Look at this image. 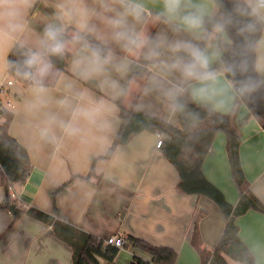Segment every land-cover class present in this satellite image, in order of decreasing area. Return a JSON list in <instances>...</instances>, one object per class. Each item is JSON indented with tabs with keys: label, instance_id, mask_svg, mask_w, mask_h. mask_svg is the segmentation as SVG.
Returning a JSON list of instances; mask_svg holds the SVG:
<instances>
[{
	"label": "crops",
	"instance_id": "0c3cea01",
	"mask_svg": "<svg viewBox=\"0 0 264 264\" xmlns=\"http://www.w3.org/2000/svg\"><path fill=\"white\" fill-rule=\"evenodd\" d=\"M140 2L147 14L139 22L128 17L127 26L146 41L154 33L143 50L152 65L148 79L134 82L124 100L130 102L133 94L141 91L137 102L141 111L175 124L173 103L180 96L219 112H233L248 189L264 204V127L245 102L238 100L237 89L225 72L211 71L224 52L219 36L228 39L225 32L216 29L206 40L205 23L199 33L178 30L174 22L159 15L162 0ZM187 3L197 5L204 18L218 11L215 0ZM16 7L20 28H10L8 21L0 18V85L10 77L11 49L20 44L31 51L42 50L41 39L49 25L61 26L64 31L73 27L110 48V61L98 74H85L89 49L67 43L74 54L66 71L59 73L51 64L40 82L43 92L36 90L34 80L29 84L15 80L9 86L15 113L9 132L28 150L32 162L27 180L15 185L16 197L26 206L53 213L52 193L73 176H87L95 163V174L89 181L78 177L57 194L61 220L104 240L132 234L154 245L171 247L177 252L175 264H203L202 251L212 253L216 248L226 227L225 216L209 197L178 188L179 172L157 146L159 133L141 131L127 144L119 145L111 158L100 157L120 129L118 102L124 97L135 53L123 41L113 39L108 20L123 10L118 0H29L27 5L17 0ZM177 40L195 43L206 52L213 80H185L172 67L174 57L168 44ZM157 45L160 55L149 58V49ZM256 69L264 80V31L257 47ZM201 88L207 91L200 93ZM202 169L230 203L239 201L224 131L216 133ZM4 199L0 181V203ZM12 221L8 209L0 210V264H74L72 246L55 234L52 224L29 214ZM196 223L197 243L193 241ZM236 224L255 264H264V213L251 208L236 217ZM135 255L151 259L139 248L124 247L115 261L131 264Z\"/></svg>",
	"mask_w": 264,
	"mask_h": 264
},
{
	"label": "trees",
	"instance_id": "16d2710c",
	"mask_svg": "<svg viewBox=\"0 0 264 264\" xmlns=\"http://www.w3.org/2000/svg\"><path fill=\"white\" fill-rule=\"evenodd\" d=\"M218 11L204 18L206 40L216 30L225 32L228 39L219 36V43L224 50L216 60L211 71L223 70L232 80L238 92V100L248 106L250 113L256 116L264 127V80L256 69L257 47L264 31V20L246 14L247 0H215ZM253 27L241 31L245 25ZM79 33L84 41L93 48H98L103 56H107L110 48L107 44L86 32L69 27L63 32L67 43L84 47L83 43H73V35ZM152 33L147 43L153 37ZM145 47V46H144ZM142 47H132L130 76L125 82L124 97L118 102L120 107L121 125L114 140L104 156L111 158L119 145L127 144L137 133L147 130L163 133L161 148L166 158L177 168L180 180L178 188L183 192L204 195L216 202L226 219L224 232L212 253L202 251L203 264H255V258L239 234L236 217L253 208L264 213L262 201L248 189V182L240 158V135L233 124V112H219L200 104L187 96H180L173 103L177 123L167 121L159 115L141 111L137 102L141 91L133 94L130 102L124 99L134 82L148 79L152 62L145 57ZM86 48V47H84ZM88 49V48H87ZM137 50V51H136ZM35 52L16 44L8 56L9 76L26 84L33 79L25 72V60L29 53ZM73 51L67 48L63 56H50L48 59L59 73L66 71ZM14 111L8 107L0 108V181L5 188V199L0 203V210L8 209L15 223L22 215L33 217L50 223L55 234L73 248L74 264H103L113 261L120 249L112 244H105L104 239L95 234L80 230L74 224L60 219V210L56 203L59 192L80 177L90 180L95 174V163L87 176H73L52 193L54 200L53 213L45 212L34 206H26L15 195V185L24 183L32 170V162L28 150L9 132L14 118ZM218 131L227 135V151L233 177L240 190V199L236 204L230 203L224 193L205 175L202 165ZM99 157V158H100ZM125 247L139 248L151 255L147 260L135 255L131 264H175L177 252L168 246H158L132 234L124 235ZM198 224L194 231L193 241L198 242Z\"/></svg>",
	"mask_w": 264,
	"mask_h": 264
},
{
	"label": "clouds",
	"instance_id": "9594fccd",
	"mask_svg": "<svg viewBox=\"0 0 264 264\" xmlns=\"http://www.w3.org/2000/svg\"><path fill=\"white\" fill-rule=\"evenodd\" d=\"M123 9L108 23L113 29V39L123 41L126 47H144L147 41L141 34L131 31L127 26L128 17L139 22L147 14V9L140 0H118ZM20 4L27 5L29 0H19ZM17 0H0V18L8 21V26L13 29L20 28V11L16 7ZM246 14L264 20V0H247ZM166 20L174 22L178 30L199 33L204 28V14L197 5H189L187 0H162V11L159 14ZM251 23L245 25L241 31L251 29ZM63 28L58 25H49L41 39L42 50L31 52L25 60L29 69L25 75L31 77L37 85V91L43 92L40 87L41 80L49 73L52 65L48 57L63 56L67 50V41L64 39ZM73 43H83L88 48L90 55L86 57L88 68L85 74H98L109 63L110 57L103 56L98 48H93L77 33L72 37ZM169 51L173 54L172 67L179 71L185 80L206 82L214 79V73L209 70V57L197 44L190 41L177 40L168 44ZM160 55L159 46L149 49L148 57ZM200 93L206 88L198 90ZM71 131V129H69Z\"/></svg>",
	"mask_w": 264,
	"mask_h": 264
},
{
	"label": "built area",
	"instance_id": "2783aa9c",
	"mask_svg": "<svg viewBox=\"0 0 264 264\" xmlns=\"http://www.w3.org/2000/svg\"><path fill=\"white\" fill-rule=\"evenodd\" d=\"M15 79L13 77H9L6 80L2 82L0 85V108L2 107H8L12 108L14 106V102L8 97L9 95V86L14 84ZM164 139V134L159 133L158 140H157V146L161 147L162 141ZM16 196V195H15ZM105 244H112L119 249H122L125 247L126 244V238L123 234H117L110 236L104 240ZM103 264H118L115 259L113 261H105Z\"/></svg>",
	"mask_w": 264,
	"mask_h": 264
},
{
	"label": "rangeland",
	"instance_id": "374dc122",
	"mask_svg": "<svg viewBox=\"0 0 264 264\" xmlns=\"http://www.w3.org/2000/svg\"><path fill=\"white\" fill-rule=\"evenodd\" d=\"M208 257H209V260H208V263L207 264H216L214 262L213 263L210 262V259H211V256L210 255ZM229 260H230V263L231 264H235V261H232L231 259H229Z\"/></svg>",
	"mask_w": 264,
	"mask_h": 264
},
{
	"label": "water",
	"instance_id": "95a60500",
	"mask_svg": "<svg viewBox=\"0 0 264 264\" xmlns=\"http://www.w3.org/2000/svg\"><path fill=\"white\" fill-rule=\"evenodd\" d=\"M24 70H25V72L27 71V67H26V65H25V68H24Z\"/></svg>",
	"mask_w": 264,
	"mask_h": 264
}]
</instances>
